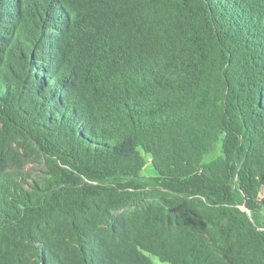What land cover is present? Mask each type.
I'll list each match as a JSON object with an SVG mask.
<instances>
[{
	"label": "trees",
	"instance_id": "obj_1",
	"mask_svg": "<svg viewBox=\"0 0 264 264\" xmlns=\"http://www.w3.org/2000/svg\"><path fill=\"white\" fill-rule=\"evenodd\" d=\"M263 191L264 0H0V264H264Z\"/></svg>",
	"mask_w": 264,
	"mask_h": 264
},
{
	"label": "rangeland",
	"instance_id": "obj_2",
	"mask_svg": "<svg viewBox=\"0 0 264 264\" xmlns=\"http://www.w3.org/2000/svg\"><path fill=\"white\" fill-rule=\"evenodd\" d=\"M220 155H222V150H221V143L220 142H218L217 144H215V146L213 147V149L209 152V154H207L206 156H205V162L206 163H209V162H211L212 160H214V159H216V158H218ZM34 166L33 165H31L30 166V168H33ZM155 170H154V168L152 167V165L151 164H147L146 165V167L143 169V172H142V174L144 175V176H154L155 175ZM262 197H264V191H263V193H262V195H261ZM250 214H251V212H250ZM258 217L260 218V220H261V222H264V212H262V213H260L259 215H258ZM152 260H153V262L155 263V264H168V263H163V262H161L158 258H156V257H152Z\"/></svg>",
	"mask_w": 264,
	"mask_h": 264
},
{
	"label": "water",
	"instance_id": "obj_3",
	"mask_svg": "<svg viewBox=\"0 0 264 264\" xmlns=\"http://www.w3.org/2000/svg\"><path fill=\"white\" fill-rule=\"evenodd\" d=\"M242 209L243 210H247L245 207H242ZM248 212V214H249V216H250V212L249 211H247Z\"/></svg>",
	"mask_w": 264,
	"mask_h": 264
},
{
	"label": "built area",
	"instance_id": "obj_4",
	"mask_svg": "<svg viewBox=\"0 0 264 264\" xmlns=\"http://www.w3.org/2000/svg\"><path fill=\"white\" fill-rule=\"evenodd\" d=\"M262 197V196H261ZM262 198H264V197H262Z\"/></svg>",
	"mask_w": 264,
	"mask_h": 264
}]
</instances>
